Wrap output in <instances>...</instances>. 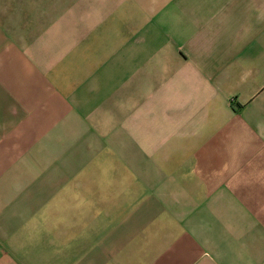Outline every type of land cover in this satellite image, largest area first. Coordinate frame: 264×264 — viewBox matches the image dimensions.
Listing matches in <instances>:
<instances>
[{"label":"crops","instance_id":"crops-1","mask_svg":"<svg viewBox=\"0 0 264 264\" xmlns=\"http://www.w3.org/2000/svg\"><path fill=\"white\" fill-rule=\"evenodd\" d=\"M0 264H264V0H0Z\"/></svg>","mask_w":264,"mask_h":264}]
</instances>
